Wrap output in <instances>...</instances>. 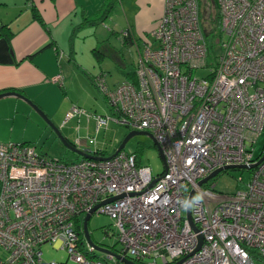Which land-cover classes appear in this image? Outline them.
<instances>
[{
	"label": "built area",
	"instance_id": "2783aa9c",
	"mask_svg": "<svg viewBox=\"0 0 264 264\" xmlns=\"http://www.w3.org/2000/svg\"><path fill=\"white\" fill-rule=\"evenodd\" d=\"M216 2L215 60L200 0H164L154 40L139 50L136 81L110 86L97 78L112 109L96 115L98 127L113 117L152 133L165 155L161 174L123 149L110 156L83 149L100 158L68 162L31 143L0 141V264H62L43 259L46 243L80 264L264 262V148L255 147L264 134V0ZM207 67L206 76L194 75ZM228 165L250 171L236 192L218 191L216 176L199 184ZM94 215L109 216L122 243L105 258L92 240Z\"/></svg>",
	"mask_w": 264,
	"mask_h": 264
},
{
	"label": "crops",
	"instance_id": "0c3cea01",
	"mask_svg": "<svg viewBox=\"0 0 264 264\" xmlns=\"http://www.w3.org/2000/svg\"><path fill=\"white\" fill-rule=\"evenodd\" d=\"M104 1L0 0V92L19 91L50 116L64 115V123L82 115L86 117L79 119L85 123L90 124L94 119L97 123L92 115L74 112L82 107L70 96L74 95L78 103H88L75 96L74 87L78 85L84 93L97 97L99 89L91 75L104 69L102 59L110 50L101 52L103 46L108 45L103 41L109 37V30L117 31L105 23L93 25L90 22ZM121 8L124 30L131 33L124 44L135 43L137 50L142 49L164 14V0H122ZM110 23L117 28V22ZM119 37L123 42L122 33ZM96 51H100L98 58ZM14 97L10 100L17 106L26 104ZM101 128L97 123L96 131L100 132ZM81 143L78 147L82 150L104 154L98 147L91 150L90 146H85L84 140Z\"/></svg>",
	"mask_w": 264,
	"mask_h": 264
},
{
	"label": "rangeland",
	"instance_id": "374dc122",
	"mask_svg": "<svg viewBox=\"0 0 264 264\" xmlns=\"http://www.w3.org/2000/svg\"><path fill=\"white\" fill-rule=\"evenodd\" d=\"M118 3L119 4H117L111 12L113 13V16L110 14V16H107L104 20L107 27L110 26V28H114L117 31L108 29L110 31L109 37L103 41V44L108 45L103 46L101 49L106 53L107 48L110 50L109 55L103 57L102 65L104 67L103 70L108 72V81L111 86L127 80L129 73H133L136 70V61L139 56L138 50H141L140 48L137 50L135 43L134 45L124 44L119 37L125 29V22H123L121 1H118ZM202 10L204 17L207 19L215 13V9L210 4V0H203L201 15ZM109 21L117 22V28L112 26ZM148 38V41L154 40L150 34ZM208 41L210 45H213L211 49V58L212 60H215V56L222 52L221 45L213 40L212 35L208 36ZM208 72V67L197 69L195 70L194 75L204 77ZM74 91L77 92L75 95L77 98L79 97L81 100H88V103H78V100L75 99L74 95H71L70 99L77 102L76 104L78 106L86 109L93 118L96 117L97 114L109 117L112 115V109L100 91L97 90V97H93V93H84L82 88L78 85L74 87ZM12 97L13 96H9L0 99L1 142L12 141L31 143L37 147L39 152L68 162L77 161L82 158L81 155L76 153L59 137L55 129L48 123V119L41 116L24 100L19 101H24L26 104L17 106L14 100H10ZM96 101L97 104L94 105ZM47 115L54 125L59 128L65 139L71 142L73 146L79 148L78 146L82 145L81 140H84L85 146H90L91 150L98 147L104 152L105 156L112 155L122 141L131 131H133L132 128L115 121L113 117L110 121V125L108 127H102L99 132L96 131L97 123L95 119L90 124L79 119L86 117V115L71 119L67 123H64L63 120L65 117L64 115L62 116V114L57 117L50 116L48 113ZM255 147L257 149V154L263 150L264 134L259 137L258 143ZM123 150L127 152H135L138 155L140 164L150 166L155 175L161 174L165 169V164L159 154L158 148L155 145L154 140L148 135L137 134L132 136L127 141ZM240 177H244L246 181L249 180L250 171L241 168L224 170L212 179L211 182H214L218 191L232 194L236 192L238 188L242 187V183L238 182ZM82 218H84V216H82ZM105 228L111 229V232H114V235L107 234ZM90 230L93 242L100 245L101 248H109L113 251L122 248V243L120 242L117 230L114 227V222L109 216L94 215L91 218ZM41 249L43 251V259L47 262L58 261L62 264H80L73 260H69L67 252L58 248L55 243L43 244ZM96 253L102 258H105L106 256V253L100 250H96ZM255 260L257 264H264V262L258 258H255Z\"/></svg>",
	"mask_w": 264,
	"mask_h": 264
},
{
	"label": "water",
	"instance_id": "95a60500",
	"mask_svg": "<svg viewBox=\"0 0 264 264\" xmlns=\"http://www.w3.org/2000/svg\"><path fill=\"white\" fill-rule=\"evenodd\" d=\"M9 96H15V97H18L22 100H24L25 102H27L34 110H36L41 116L45 117L46 119H48V123L55 129V131L58 133L59 137L69 146L71 147L76 153H78L79 155L83 156V157H89V158H100L98 156H95V155H92L82 149H79L75 146H73V144H71L67 139H65V137L63 136V134L61 133V131L59 130L58 127H56L54 125V123L49 119L47 113H45V111L33 100L31 99L29 96L19 92V91H16V90H7V91H3V92H0V99H3V98H6V97H9ZM137 134H145V135H148L150 136L153 140H154V143L155 145L157 146L158 148V151H159V154L161 156V158L163 159V162L165 163V155L163 153V150L160 146V144L156 141L154 135L148 131H138V130H133L129 133V135L122 141V143L120 144V146L116 149V151L112 154V155H116L119 151H121L122 149H124L127 141L129 140V138H131L132 136L134 135H137ZM264 159V156L261 158V160ZM260 160V161H261ZM256 164H253L251 165V167H254ZM248 166L246 165H228V166H225V167H221V168H218L217 170H215L213 173H211L209 176H207L206 178L202 179L199 184L202 185L203 183L207 182L209 179L217 176L220 172L224 171V170H228V169H236V168H247ZM193 194H194V191L191 192V196H190V200H189V209H188V214L190 215V204H191V201H192V198H193ZM109 201V200H108ZM106 202V201H105ZM91 217V214H88L86 216V219H85V225H84V233L86 235V237L91 240V236H90V233H89V230H88V227H87V223H88V220L90 219ZM97 250H100L102 252H108L107 249H104V248H101V247H96ZM128 264H134L133 262L131 261H128V260H125Z\"/></svg>",
	"mask_w": 264,
	"mask_h": 264
},
{
	"label": "trees",
	"instance_id": "16d2710c",
	"mask_svg": "<svg viewBox=\"0 0 264 264\" xmlns=\"http://www.w3.org/2000/svg\"><path fill=\"white\" fill-rule=\"evenodd\" d=\"M118 1H122V0H105L104 3L102 4L97 16L95 18H92L90 20V22L93 25H99V24L104 23L105 18L107 16H110V14H111L112 10L114 9V7L117 4H119ZM210 4L215 9V13H213V16L210 15L211 17L209 19H207L206 17H204L203 10H202V16H201L202 17V22H203V26H204V30H205L207 39H208L209 35H212L213 36V40L216 41V43H218L222 39V31H221V27H220L221 14H220V11H219V8H218L216 0H210ZM201 6L203 7V0H201ZM35 15H36V17H38V19L41 22H43L42 17L38 13V11H35ZM8 36L10 37L11 35L8 34ZM129 38H131V33L129 32V30L126 29V30L122 31V40H123V42H126ZM212 47H213V45H210V49H212ZM99 52L100 51H96L97 58L99 57L98 56ZM101 52H103V51H101ZM138 54H139V50H138ZM104 56H106V55H104ZM119 62H121V61H119ZM103 75L106 77L107 83L110 85V83L108 81V72L107 71H105L103 69H99V70L93 72V74L91 75L93 83L96 85L97 88H98L97 78L99 76H103ZM128 80H132L134 82L136 81V73H135V71L133 73H129ZM82 158H83V156H82Z\"/></svg>",
	"mask_w": 264,
	"mask_h": 264
},
{
	"label": "clouds",
	"instance_id": "9594fccd",
	"mask_svg": "<svg viewBox=\"0 0 264 264\" xmlns=\"http://www.w3.org/2000/svg\"><path fill=\"white\" fill-rule=\"evenodd\" d=\"M197 199H199V197H198ZM186 206H187V205H186Z\"/></svg>",
	"mask_w": 264,
	"mask_h": 264
}]
</instances>
